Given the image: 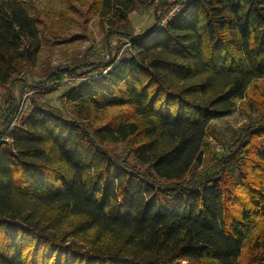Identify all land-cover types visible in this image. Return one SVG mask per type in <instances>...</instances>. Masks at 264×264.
<instances>
[{
	"label": "trees",
	"instance_id": "16d2710c",
	"mask_svg": "<svg viewBox=\"0 0 264 264\" xmlns=\"http://www.w3.org/2000/svg\"><path fill=\"white\" fill-rule=\"evenodd\" d=\"M24 4L0 0L2 86L35 65L47 25ZM117 4L106 37L129 23ZM121 35L130 55L84 63L65 95L74 113L41 98L78 76L76 61L30 86L33 109L0 145V264H264V223L247 255L243 234L264 219V107L212 171L197 170L211 121L264 78V0H188L165 24ZM6 95L4 132L20 116ZM108 106L124 111L87 123ZM122 141L120 154L109 147Z\"/></svg>",
	"mask_w": 264,
	"mask_h": 264
},
{
	"label": "rangeland",
	"instance_id": "374dc122",
	"mask_svg": "<svg viewBox=\"0 0 264 264\" xmlns=\"http://www.w3.org/2000/svg\"><path fill=\"white\" fill-rule=\"evenodd\" d=\"M91 1L25 0L24 5L28 12L33 14L34 8H37L47 25L44 28L42 24H38L40 30L38 36L42 39L40 47L35 51V65L27 66L24 73L16 77L21 83L17 81L11 87L0 84V143L6 141L7 132L12 125L17 126L21 122L20 118L27 116L33 109L34 104L31 99L35 89L30 86L45 78L43 72L47 66L68 65L71 60L76 61L75 64L80 66L77 71L78 76L67 79L58 88L52 89L47 94L44 93L41 98L42 101L65 113H74L75 105L68 101L65 95L74 85L85 80L84 72L88 71V67L84 63L106 61L112 56L128 57L130 55L128 39L121 34L145 33L153 27L155 21H158L161 26L164 18L177 8L181 0H146L143 2L139 0H105L107 5L100 13L99 11L88 13L86 8ZM116 4L126 11L129 23L126 26L117 27L116 33L106 37L105 28L112 19L117 18ZM107 10H109V14L106 13ZM48 15L52 17L53 23L47 20ZM49 32L54 33L53 36L56 37L54 43H52ZM35 42L36 39L33 37L32 41H26L23 47L31 49ZM7 90H10L17 99L20 116L4 132L6 120L4 98L7 96ZM260 105L264 107V78L256 80L247 87L245 96L235 101L234 112L211 121V127L207 131L202 147L203 157L201 164L198 165V171L213 170V159L225 153L234 133L239 132L251 121L252 123L259 121L257 108ZM123 108L124 106H108L103 110L100 109L87 123L92 126L102 125L111 117L123 112ZM126 146V141L109 144L113 152L118 154ZM129 162H133L132 156L129 157ZM235 174L237 177L239 172L236 171ZM261 222L264 223V219L257 218L251 225L252 227L243 228L245 255L249 252L247 245L258 232Z\"/></svg>",
	"mask_w": 264,
	"mask_h": 264
},
{
	"label": "built area",
	"instance_id": "2783aa9c",
	"mask_svg": "<svg viewBox=\"0 0 264 264\" xmlns=\"http://www.w3.org/2000/svg\"><path fill=\"white\" fill-rule=\"evenodd\" d=\"M188 0H181L180 3L178 4L177 8H175L172 12H169V14L164 18L163 22L161 25H163L164 23H166L168 20H170L174 14L179 11L182 6L187 2ZM177 10V11H176ZM176 11V12H175ZM6 141H8V137L6 138ZM5 142V141H4ZM2 144V142L0 143V145Z\"/></svg>",
	"mask_w": 264,
	"mask_h": 264
}]
</instances>
